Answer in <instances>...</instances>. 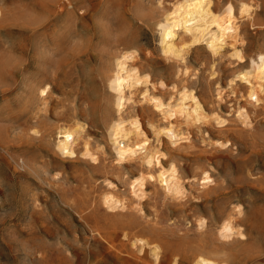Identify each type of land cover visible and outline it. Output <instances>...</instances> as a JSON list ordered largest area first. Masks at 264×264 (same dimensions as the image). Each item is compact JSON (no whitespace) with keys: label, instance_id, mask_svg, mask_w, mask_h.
Returning a JSON list of instances; mask_svg holds the SVG:
<instances>
[{"label":"rangeland","instance_id":"374dc122","mask_svg":"<svg viewBox=\"0 0 264 264\" xmlns=\"http://www.w3.org/2000/svg\"><path fill=\"white\" fill-rule=\"evenodd\" d=\"M56 1L0 0V264H195L203 252L230 264H264V89L252 96L239 77L264 72V0H216L218 7L233 1L237 15L248 7L253 17L241 19L237 41L219 40V52L208 43L214 27L199 32L187 62L168 58L160 40L164 15L178 0H88L84 19L79 5L72 16L65 9L38 32L30 24L20 33L31 14ZM124 54L150 74L149 92L170 99L177 85L193 93L168 113L190 139L173 144L164 136L159 144L166 165L181 171V196L150 180L139 204L128 184L148 172L141 155L115 160L108 127L118 117V92L108 78ZM44 76L54 78L45 100L31 88ZM143 86L133 89L140 88L126 113L153 148L151 122L163 116L143 99ZM199 107L206 118L195 121ZM241 107L249 119L237 116ZM80 125L70 138L62 132ZM87 141L96 155L83 154ZM108 181L123 199L114 208L103 200ZM224 218L244 235L221 236Z\"/></svg>","mask_w":264,"mask_h":264},{"label":"bare ground","instance_id":"6f19581e","mask_svg":"<svg viewBox=\"0 0 264 264\" xmlns=\"http://www.w3.org/2000/svg\"><path fill=\"white\" fill-rule=\"evenodd\" d=\"M87 1L88 0H57L52 8L49 6L45 7L42 14H31L32 17L30 16L27 19L28 22L24 25L25 29L21 28L20 33L23 34L30 24H34V26L29 29H32L33 33L38 32L48 26L53 17L59 16L65 11V9H67V13L72 16L79 5H81V9L85 12L84 16H81L82 19H84L88 14V11L91 9L86 3ZM173 5L174 7L164 15V20L161 24L160 40L163 53L168 58L174 57L180 59L182 62H187V49L193 48L201 42L202 35L198 36L199 32L204 33L208 31L210 26L214 27L215 31L212 32L211 35L212 40L208 41V43L210 46L209 48L214 52H219V49L223 47L219 40L228 43L227 40L232 38L237 41L242 30L241 19L252 18L254 14L248 7L244 6L241 15H237L235 13L233 1H229L224 7H218L216 0H178ZM2 14L3 11L0 7V16ZM37 15H39V17ZM185 34L191 35L188 41H184L185 39H183V35ZM182 39L183 41H181ZM234 42H231L232 45H235ZM20 49L23 51L24 48L22 45H20ZM233 53L239 56V50H235ZM115 67L116 73L108 78L109 86L118 92V95L115 97L118 117L112 120L108 127L112 147L118 151L115 160L117 163L123 162L124 160L131 161L138 155H141L142 163L144 164L143 166L148 169V172L144 175H139L131 179L129 178L128 187L130 194L134 196L135 199L137 198V202L141 204L142 199L147 196L146 190L148 181L154 180L161 183L160 185L168 191V194L170 192L172 195L175 194V196H177L176 194H179V196H181L185 189L183 184L184 181L180 173L181 171L174 162L166 165L164 162L166 154L161 152L159 144L164 139V136H167L173 144H177L180 141L182 143V141L190 139V134L187 135L182 130L179 131L173 126L168 113H176L182 110L185 107V104L193 99V93L189 88H182V86L179 87L177 85H174L173 90L175 94L173 93L174 95L170 99H165L161 95H158V93L154 92L153 94L149 92L148 85L151 80L150 74L142 73L138 66L132 64V62L129 61V54L117 57ZM239 77L240 79L248 81V93L252 96L258 94L259 86L264 89V72L260 70H248L245 74H242ZM214 78H216L215 75ZM53 84V76H44L39 79H34L31 88L39 95V97L45 100L54 88ZM139 85L145 86L144 91L140 92L142 93L141 95H143V99L147 100L148 103L153 106L154 111H160L163 116V120L160 122H151L152 131L155 134L153 148L150 146L151 142L148 140L150 138L147 131L142 127H134L126 113V109L134 101L135 90L133 89H136ZM139 89L140 88H138V90ZM138 90L135 92H138ZM224 92L223 88H220L218 98L222 99ZM237 113V116L242 117L243 121L248 118L249 113L245 107L237 109ZM217 117L219 120L218 122H226V118L220 115ZM205 118L206 116L200 111L199 107L198 110L194 112L193 119L195 121H202ZM62 128V132L67 138H70L73 133L83 130L82 125L76 128L66 126ZM85 144L83 154L87 156L96 155L93 152L91 144L88 141ZM59 148L65 153L67 145L65 142L59 143ZM202 174L201 183L204 185H208L213 181L209 170L203 171ZM107 185L108 189H110L104 193L103 200L106 205L114 208L119 203L121 204L123 199L115 194L117 191L115 188L117 186L112 181H108ZM218 231H220V235L224 238H228V236L230 237L234 233L244 235V232L238 228L235 221L230 218H224L221 221L220 230ZM140 240L142 243L144 242L143 238H140ZM204 253L205 252L196 255L195 264H230L228 260H216L213 259L212 256L207 255L208 253ZM154 254L156 259L159 258V247L157 245L154 248Z\"/></svg>","mask_w":264,"mask_h":264}]
</instances>
